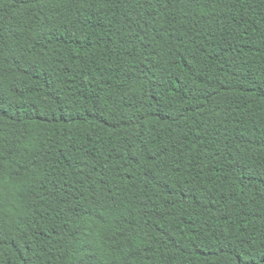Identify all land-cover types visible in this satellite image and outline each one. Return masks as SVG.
<instances>
[{"label": "trees", "instance_id": "obj_1", "mask_svg": "<svg viewBox=\"0 0 264 264\" xmlns=\"http://www.w3.org/2000/svg\"><path fill=\"white\" fill-rule=\"evenodd\" d=\"M0 264H264V0H0Z\"/></svg>", "mask_w": 264, "mask_h": 264}]
</instances>
